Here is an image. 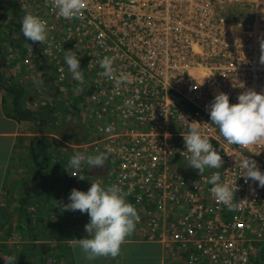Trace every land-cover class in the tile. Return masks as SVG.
<instances>
[{"label":"built area","instance_id":"obj_1","mask_svg":"<svg viewBox=\"0 0 264 264\" xmlns=\"http://www.w3.org/2000/svg\"><path fill=\"white\" fill-rule=\"evenodd\" d=\"M19 1L46 23L47 38L27 41L25 55L13 53L7 64L29 75L48 63L57 83L75 84L77 97L87 94L96 123L92 145L81 144V152L107 153V185L128 194L138 227L177 244L187 264H248L249 235L264 240V188L245 183L240 162L250 157L264 172V140L229 145L207 108L219 93L230 104L249 90L264 93V0H85L81 17L71 20L57 17L51 0ZM233 7H248L249 19L231 20ZM66 50L80 59L83 83L72 79ZM105 56L114 58L117 74H130L129 82L115 88L100 74ZM193 123L223 161L203 176L218 172L221 183L236 188L238 210L218 204L180 155Z\"/></svg>","mask_w":264,"mask_h":264},{"label":"clouds","instance_id":"obj_2","mask_svg":"<svg viewBox=\"0 0 264 264\" xmlns=\"http://www.w3.org/2000/svg\"><path fill=\"white\" fill-rule=\"evenodd\" d=\"M85 6V0H51L52 10L57 17L65 20L79 19ZM20 32L27 41L33 43L44 44L47 38L46 23L39 16L27 11L20 20ZM260 48V62L264 64V41L261 42ZM45 53L48 55L47 51ZM63 59L72 79L83 83L80 59L75 52L66 50ZM113 60L114 58L105 56L99 61V67L103 70L100 74L113 81L115 88H119L130 81V74H117ZM237 101L230 104L226 93L215 95L207 108L211 125L218 128L220 135L229 145L246 147L264 140V93L249 90L239 94ZM125 104L128 105L130 102L125 101ZM182 136L186 150L181 151L180 155L188 161L187 167L201 174V179H206L211 185L209 191L218 204H223L229 211L238 210L239 204L233 203L236 188H231L226 181L221 183L218 172H213L209 177L203 176L206 169H219L223 165L220 153L213 148L209 138L202 135L196 123H193L189 131ZM107 159L106 152L98 151L94 155L74 152L65 170L73 176L79 175L83 180L84 176L79 174L83 165L90 169H99L104 166ZM240 167L243 169L240 177L244 178L245 183L258 182L257 186L264 188V172H261L255 160L245 158L241 160ZM127 195L115 184L104 186L100 182H91L87 191L73 188L67 203L55 200V207L60 208L61 212L78 210L88 215L89 222L84 226L87 235L85 238L76 239L78 247L88 260L117 257L121 245L135 230L139 216L135 206L125 199ZM143 231L149 237L148 231ZM0 258L5 264H15L17 260L14 255Z\"/></svg>","mask_w":264,"mask_h":264},{"label":"rangeland","instance_id":"obj_3","mask_svg":"<svg viewBox=\"0 0 264 264\" xmlns=\"http://www.w3.org/2000/svg\"><path fill=\"white\" fill-rule=\"evenodd\" d=\"M17 1H18V4L21 6L22 10L30 12V11H28L22 7L19 0H17ZM23 1L24 0H22V2ZM19 10H20V8H18L16 11L17 15L14 13V11L12 12V10L10 12H8L7 17L5 18V22H3L4 18L0 17V25L2 24L0 27H2L1 30L5 32V37H4L3 34L1 33V30H0V35H1L0 41L8 42L7 44H9L11 42V40H15V43H17V52H19V55H23V53H22V51L24 50L23 45H25V44L27 45V43H26L27 40L24 39L22 33L19 30H20V20L25 13L21 14V13H19ZM13 21L15 23H17V33H14L13 29L9 30L7 28V26H10L11 28H13L12 26H14V28L16 27V25H13ZM13 50H14L13 48H9L7 53L10 51H13ZM13 53H15V52H11L7 56V58L10 55H13ZM51 58H53V56ZM42 64L43 63H41L40 65H42ZM6 65H7V67H5V71H4L6 78L11 83H15V82H19V84L22 83L25 86V89L29 93L31 92V94L33 95L35 91H32L31 87H27V83L32 82L34 84V81L38 80L36 75L39 71L37 69H35L36 71L33 70L28 75L27 73L23 74V71L17 72V67L14 68L13 66H11L12 64L6 63ZM44 66L46 68L44 67L45 69H41V70H43L42 73L43 74L46 73L49 78L50 77L55 78L53 68L49 67L48 63L47 64L45 63ZM19 77H21V78H19ZM55 82H56V79H55ZM55 84H56V86L59 87V93H58V96L55 97L56 101H54V104H53V107H51V110L53 111L56 107L59 110H54V112H52L51 115L48 113L49 117L53 115V120L51 118V122L54 123V126H52V128H53V133H54L55 139L52 140V143L55 145V143L58 141L57 138L61 139L63 137L62 135L67 133L70 135L69 136L70 139L66 140L67 141L66 145L64 144V149H67V150H63L62 152H60L59 150L54 148L53 152L48 153L47 151L45 152V150L47 148L41 149V152H38V154L41 153L42 156L38 157L39 159L36 162L37 164L34 161L29 160L31 163L29 170L30 171L35 170V172H37L39 186H44L45 188H49L51 178L53 177V179H54V190L51 194L47 195V198L51 199V200L55 195L54 204L49 205L47 207L42 206L36 214H33V216L35 215L38 218L50 217V220L47 223L42 224L41 228H45L46 230L53 232L52 234H54V242H55V238L62 235L63 239H64V241H63L64 243H59V244H60V246H64L65 248H67L68 254H69V252H70L69 248H71V247H70V241H69L68 237L73 236L74 238H77V237L85 238L87 233L85 232L84 226H85V224H87L89 222V218L85 217L84 219H82L83 215L78 210L75 212H72V211L61 212L60 208L55 207V200L58 202H61V203H67L68 202V196L70 194V191L73 188H76V189H79L82 191H87V189L90 187L91 182L98 181L102 185L107 186L106 175H107L108 170H109V161L111 159H110V157H108L109 161L107 159V161L105 162L104 172L100 176H98V174L96 172L94 173L95 169H90L87 165H83L82 168L80 169V173L83 176L85 175L84 176L85 179L80 180V181L73 180V178H71L70 172L65 170V168L68 167V160L70 159L71 155L74 152H81L82 151V149L80 148L81 144L92 145V139H93L94 135H92L90 133L93 132V124L96 123V119L94 117V108L92 107L90 99L86 93H81V95L77 97V95H76L77 92L72 91V89L74 88V87H72V85L67 88V87H62L57 82ZM29 93H27V95H29ZM11 97L12 96L7 94L4 89H0V98H2L3 101H5L4 109L7 112H9V110H10L7 102L11 101V99H12ZM30 97H31V95H30ZM49 98L50 99L44 98L45 103L41 104L42 107L39 108L40 110H46L45 107L48 109L49 102L53 100V98H51V97H49ZM78 99H80L81 102H78ZM34 100L38 101L37 99H34ZM63 105H65V106H63ZM62 107H65V109L63 110ZM30 110H31V108H30ZM64 116H66V117H64ZM28 122H30V123H28ZM32 122H33V120L25 122L27 124V126L30 127L31 130H33V128L35 127V125ZM77 124H79V125H77ZM30 129H28L27 131H29ZM74 129H77V131H80V132H78L77 134H73ZM34 130L36 132V128H34ZM37 133L39 134V132H37ZM25 134H26L24 136L25 138L29 137V133H25ZM12 135L14 136L13 143H12L14 146L17 143V128H16V131H14V133H12ZM40 135H42V133H40ZM118 135L122 136L121 134H118ZM44 136L45 137H51L52 135L49 132H46V134H44ZM30 137H33V135L31 134ZM62 140L65 142V140L63 138H62ZM31 143H34V139H32ZM34 145H35V143H34ZM63 153H64L65 157L63 156ZM27 155H28L27 151L24 152V156H27ZM12 161L13 162L11 163L10 171H13L14 175L12 173H9L8 183H11V184H9V186H7V188H11L12 204H13V208L15 207L16 212H17V161H18V159H17V147L15 148V146H14V156H13ZM21 164L22 163H19V165H21ZM42 165L43 166L48 165L50 167V169H49V167L47 169L48 170L47 175H42V172H43ZM38 166H39V168H38ZM59 167H61V169H62V181L58 178L59 172H57V171H58ZM61 169H59V170H61ZM54 170H56V172L58 173V174L56 173L57 176L54 173ZM90 173L95 174L97 177L93 176V178L90 179L89 178ZM35 190H36V188H35ZM126 199H128V197H126ZM41 202H44V200L42 199ZM1 204H2L3 209H2V215H1L0 219L2 221V218L5 214L8 216H13V210L11 208H9L5 212L4 204L9 205V203L7 202V200L5 198H4L3 202H1ZM233 217H234V214L231 215V218H233ZM11 220L14 222L13 228H16L17 220L16 221L14 219H11ZM83 220H85V221H83ZM9 221H10V219L8 220V222ZM33 224L35 225L34 222H33ZM138 226L139 225L136 223L134 232L132 233L131 236H129L127 238L134 239V238H142V237L147 236V234L146 233L144 234V231L141 230ZM6 233H7V231H6ZM77 234H79V235L76 236ZM149 237L151 239V240L147 241L149 244H151V245L159 244L156 241H153L154 239H157V236H151L149 234ZM10 240L17 244V233L15 230L11 231ZM248 242H250V244H251V246L247 247L248 252H249V258H250V261L248 262V264H264V240H259L257 237H252L251 235H249ZM14 248H15V245H13V248H10V250H8L7 253L9 255L10 254L13 255L14 251H15ZM165 248L166 249H164V253H165L166 257L168 255H172V260L174 259V261H171L169 264H187V261H186V258L184 255L179 254V253H173V249L178 250L177 244H168L167 243ZM42 249L44 250L45 246H43ZM124 249H125V247H124ZM121 250H122V247H121ZM42 253H44V252H42ZM62 256H63V253L59 252L58 258L60 259ZM76 256L80 257L81 259L88 260L85 256V254L81 251V249H77ZM68 261H69V262H67L68 264H76L77 258L74 259L73 255H72V259L70 257H68ZM122 264H125V263H122Z\"/></svg>","mask_w":264,"mask_h":264},{"label":"crops","instance_id":"obj_4","mask_svg":"<svg viewBox=\"0 0 264 264\" xmlns=\"http://www.w3.org/2000/svg\"><path fill=\"white\" fill-rule=\"evenodd\" d=\"M13 2H15V0H0V3L5 4L2 6L0 5V17L4 18L3 22H5L7 13L12 10L10 9V7L8 9L6 7V4L10 6L11 3ZM13 25H16L14 21H13ZM12 27L13 28H11L10 26H7L9 30L14 29V26ZM1 28L2 27H0V30ZM1 33L5 37V32L1 30ZM12 41L15 42V40H12ZM10 48H13L14 50L7 53V51L9 50V48H7L5 60L11 52L17 53V45L10 47ZM6 63H7V60L3 64L2 72H4L5 67H7ZM31 96L32 97H29L30 100L25 101V103L21 105L20 108L21 109L23 108L24 110H30L31 108V111L33 112L34 115H37V117L32 116V117L24 118L22 121L17 120V125L12 131H9V132L1 131L0 133V138L5 141H7V139H10V138L14 139V136L12 135V133H14V131H16V128H17V159H18L17 161V212H16V208L15 207L13 208L11 188H7V186L11 184V183H8L9 173H12L14 175L13 171H10V166H11V163L13 162L12 159L14 156V146L15 145L13 146V144L11 143L10 144L12 145V149L9 150V154L7 156V161L5 163V169L3 172L2 187L0 189V214L2 213V209H3L1 202H3L4 198L9 203V205L4 204L5 212L9 208L13 210V216H8L5 214L2 218V221L0 222V227H1L0 228V256L9 255L7 251L10 250V247H7V250H6V247L4 246L15 245V248H14L15 251L13 255L17 257V260H16L17 264H20L21 261L25 259V257H27V260H29L30 263L33 264L38 259V255H37L38 247L45 246V250H46V247H49L50 249H48L46 253L49 252L50 254L52 252L53 245L55 244L54 234H52L53 232L46 230L45 228H41L42 224H45L50 220V217L38 218L35 215L33 216V214H36L42 206L47 207L49 205L54 204L55 195L52 198V200L47 198V195L51 194L54 190V179L53 177L51 178L49 188H45L44 186H39L37 172H35V170H32V171L29 170L30 164H31L29 160L34 161L36 163L39 159L38 157L42 156L41 153L38 154V152H41V149L47 148L45 152L47 151L48 153L53 152L54 148H56L60 152H62L63 150H67V149H64V144L66 145L67 142L66 141L64 142L62 140L63 137L61 139L57 138L58 141L55 143V145L52 143V140L55 139L53 128H52V126H54V123L51 122V118L53 120V115L49 117L48 113L51 115L52 112H54V110L53 111L51 110V107H53V104H54V101H56V98L51 97L53 98V100L49 102V108H48L49 110L48 111L46 110L43 112L39 108L42 107L41 106L42 103H45L44 98L50 99L49 98L50 96L48 97L34 96V95H31ZM27 99H28V96H27ZM34 99H37L38 101H35ZM4 106L5 104L3 103V99L0 98V115H1V118L3 119L6 118L4 115L7 113V111H5L4 109ZM40 113H42L47 118L49 117L45 125H42L43 118L39 116ZM31 120H33L32 123L35 125L34 128H36V132L34 128L33 130H31L30 127H28L27 124L25 123ZM28 129L30 130L27 131ZM37 132H39V134ZM46 132H49L52 136L45 137L44 134H46ZM78 132L80 131H77V129L73 130V134H77ZM25 133H29V137L25 138L24 137L26 135ZM40 133H42V135H40ZM31 134L33 135V137H30ZM32 139H34L35 145L31 143ZM6 144L7 143H4V145ZM26 151L28 155L24 156V152ZM63 156L65 157L64 153H63ZM19 163H22V164L19 165ZM48 167H49L48 165L47 166L42 165V170H43L42 175L48 174V170H47ZM59 169H61V167H59ZM59 169L57 171L59 172L58 178L62 181V169L61 170ZM100 169L101 168L95 169V170H100ZM57 172L56 170H54L55 174ZM93 176H96V175L93 173L89 174L90 179H92ZM95 182H98V181H95ZM42 199L44 200V202H41ZM9 219L10 221L8 222ZM11 219H14L15 221L17 220V224L15 223L17 225L16 228H13L14 222ZM33 222L35 223V225L33 224ZM12 230H15L17 233V244L10 240V233ZM145 233L146 232L144 231V234ZM78 235L79 234H77L76 236ZM68 239L70 241L72 255L74 259L77 258V262L75 261L76 264H91V263L92 264H122V263H125V264H167L168 263L169 264L171 261H174V259L172 260V255H168L166 257L164 253V249H166L165 247L167 243L165 244L158 239V240H153V241H156L159 244L151 245L147 242L148 240H151L150 237H147V236L142 237V238H134V239L126 238L124 243L121 245L122 250L120 251V254L115 258L98 257L95 260H91V261L86 260V259H81L80 257L76 256L77 249H80L76 241V239L78 238H74L73 236H71V237H68ZM43 252L45 251L43 250ZM178 252H180L179 247H178V250L173 249V253H178ZM1 260L3 259L0 258V261ZM2 264H5V262H3Z\"/></svg>","mask_w":264,"mask_h":264},{"label":"trees","instance_id":"obj_5","mask_svg":"<svg viewBox=\"0 0 264 264\" xmlns=\"http://www.w3.org/2000/svg\"><path fill=\"white\" fill-rule=\"evenodd\" d=\"M0 5L2 6L5 4L0 3ZM19 6L20 5L18 4L17 0H15V2L11 3L10 6H8V4H6V7L8 9L10 7V9H12L16 15H17L16 11L18 8H20L19 13H21V14L25 13V10H22L21 6L20 7ZM229 13H230V19L231 20H239V21L246 22L249 19V16H248L249 8L248 7H233L230 9ZM13 30H14V33H17V23H16V27ZM0 39H1V35H0ZM7 43L8 42L0 41V89H4L7 94L12 96L11 97L12 99H11V101L7 102L10 110H9V112H7L4 115L6 118L3 119V118H1V115H0V118H1L0 119V133H1V131H3V132L12 131L17 125V120L22 121L24 118H27V117H32V116L37 117V115H34L31 110H24L23 108L22 109L20 108V106L23 105L25 103V101L30 100L29 97H30V95H32V94H30L31 92L29 93L25 89V86L22 83H20V84H19V82L11 83L6 78L4 72H2L3 71L2 70L3 64L6 62L5 56H6L7 48H10V47L17 45V43L13 42L12 40L9 44H7ZM22 53H23V55H25L24 54L25 49L22 51ZM44 65H45V63L40 65L41 67H36V69H38L39 72L42 73L43 70H41V69L46 68ZM71 85L73 87L75 84H64L63 86L62 85L61 86L68 88ZM27 87H31L32 91H35L33 94L34 96L57 97L58 93H59V87L56 86V84L54 83L53 77L49 78L46 73H44V76L41 79L34 81V84L32 82H28ZM27 93H29V95H27ZM27 96H28V99H27ZM3 103H5V101H3ZM63 106H65V105H63ZM48 108H49V105H48ZM62 108H63V110L65 109V107H62ZM46 110L48 111L49 109L46 108ZM46 110H41V111L44 112ZM54 110H59V109L56 107ZM39 116L41 118H43L42 119V125H45L47 123V120L49 117L47 118L42 113H40ZM64 117H66V116H64ZM69 136H70L69 134L65 133L63 135L64 140L66 141L67 139H70ZM4 143H7V144L4 145ZM10 143L11 144L13 143L12 138L7 139V141L0 138V189L2 187L3 172L5 169V163L7 161V156L9 154V150L12 149V145ZM33 145H34V143H33ZM16 147H17V143L15 145V148ZM108 161H109V158H108ZM1 215H2V213L0 214V216ZM82 215H83L82 219H84L85 217L89 218L86 213H83ZM83 221H85V220H83ZM0 222H1V219H0ZM77 238H79V237H77ZM63 241H64V239H63L62 235L55 238V242H54L55 244L53 245V249H52V252L50 254H49V252L46 253V251L48 249H50L49 247H46V250L44 249V251H45L44 253H42L43 252L42 247H38V250H37L38 259L33 264H68L67 263V262H69L68 257H70L72 259V251H71V248H69L70 252L68 254V249L65 248L64 246H60L59 243H64ZM4 247H6V250H7V247L13 248V246H4ZM59 252L63 253V256L60 259L58 258ZM3 262H4V260H1L0 264H2ZM15 264H17V261L15 262ZM20 264H32V263H30V261L27 260V257H25V259L22 260Z\"/></svg>","mask_w":264,"mask_h":264},{"label":"flooded vegetation","instance_id":"obj_6","mask_svg":"<svg viewBox=\"0 0 264 264\" xmlns=\"http://www.w3.org/2000/svg\"><path fill=\"white\" fill-rule=\"evenodd\" d=\"M94 172H96L98 176H100L104 172V166L100 170H95Z\"/></svg>","mask_w":264,"mask_h":264},{"label":"bare ground","instance_id":"obj_7","mask_svg":"<svg viewBox=\"0 0 264 264\" xmlns=\"http://www.w3.org/2000/svg\"><path fill=\"white\" fill-rule=\"evenodd\" d=\"M87 142V141H86Z\"/></svg>","mask_w":264,"mask_h":264}]
</instances>
